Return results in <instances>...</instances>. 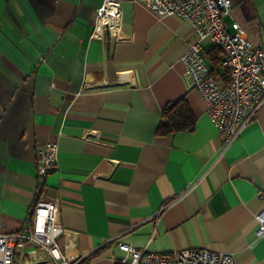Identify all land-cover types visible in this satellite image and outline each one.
<instances>
[{
	"label": "crops",
	"instance_id": "0c3cea01",
	"mask_svg": "<svg viewBox=\"0 0 264 264\" xmlns=\"http://www.w3.org/2000/svg\"><path fill=\"white\" fill-rule=\"evenodd\" d=\"M103 1L0 0V234L26 226L41 196L59 205L62 249L84 263L113 264L122 241L264 264L255 217L264 209V105L221 153L180 61L197 41L191 23L122 0V37H92ZM225 19L264 46V0H231ZM200 43L211 68L214 46ZM178 99L194 127L157 134ZM47 143L57 162L39 189L36 151ZM14 261L53 264L28 240Z\"/></svg>",
	"mask_w": 264,
	"mask_h": 264
},
{
	"label": "built area",
	"instance_id": "2783aa9c",
	"mask_svg": "<svg viewBox=\"0 0 264 264\" xmlns=\"http://www.w3.org/2000/svg\"><path fill=\"white\" fill-rule=\"evenodd\" d=\"M122 0H104L96 10L92 37H122ZM157 16L171 15L191 23L197 41L190 43L180 57L189 86L206 104V113L221 140V153L239 137L246 125L264 105V46L254 44L237 22L230 24L231 0H143ZM218 48L222 57L217 68L225 73L221 83L211 71L201 52V41ZM57 162L56 143H47L36 151V176L40 189ZM264 195V192H262ZM257 235H264V209L255 214ZM28 224L22 229L0 234V264H15L14 253L31 241L51 259L53 264H91L69 258L59 242L63 228L57 201L37 196ZM121 252L113 264H236L232 254L206 248L188 247L168 251L138 249L118 241Z\"/></svg>",
	"mask_w": 264,
	"mask_h": 264
},
{
	"label": "trees",
	"instance_id": "16d2710c",
	"mask_svg": "<svg viewBox=\"0 0 264 264\" xmlns=\"http://www.w3.org/2000/svg\"><path fill=\"white\" fill-rule=\"evenodd\" d=\"M212 60L211 71L216 75L220 71L217 68L221 59V51L215 46L210 49ZM219 71V72H218ZM222 73V72H221ZM224 83L227 82L225 73H222ZM195 125V118L191 113L187 102L178 99L167 103L162 110L161 120L156 127L157 134H173L182 130H191Z\"/></svg>",
	"mask_w": 264,
	"mask_h": 264
}]
</instances>
